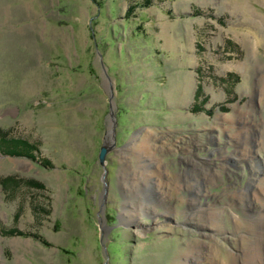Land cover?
I'll return each instance as SVG.
<instances>
[{
	"label": "rangeland",
	"instance_id": "374dc122",
	"mask_svg": "<svg viewBox=\"0 0 264 264\" xmlns=\"http://www.w3.org/2000/svg\"><path fill=\"white\" fill-rule=\"evenodd\" d=\"M263 233L264 0H0V264H256Z\"/></svg>",
	"mask_w": 264,
	"mask_h": 264
},
{
	"label": "bare ground",
	"instance_id": "6f19581e",
	"mask_svg": "<svg viewBox=\"0 0 264 264\" xmlns=\"http://www.w3.org/2000/svg\"><path fill=\"white\" fill-rule=\"evenodd\" d=\"M14 7H16L17 9L15 10V8ZM12 9L8 6V5H6V6H3V11H4V13L6 14V16H7V18L9 17H11L12 15H15V14H17L18 12H19V10H20V8L18 7V5H16V6H14ZM21 33V31H20V29L19 30H17V34L19 35ZM13 35V34H12ZM17 35V36H18ZM17 36H15V37H17ZM19 37L20 36H18L17 37V39H19ZM20 42V41H19ZM247 190V189H246ZM237 196V195H236ZM247 197L248 196V193H247V195L245 194V193H243V194H239V197L240 198H242V197ZM240 219V218H239ZM262 220H263V218H262ZM258 231V230H257ZM260 232V231H259ZM259 235H261V234H259ZM262 235H264V233L262 234ZM264 238V237H263ZM259 240V242H258V248L256 249L257 251H255V252H253L252 254H248L247 255V259L246 260H248V262L249 261H251V263H256V264H264V252H262L263 250H262V248H263V246H262V244H264V243H262L263 242V240H260V239H258ZM257 242V241H256ZM257 244V243H256ZM254 245V244H253ZM257 247V246H256ZM257 253H260V254H257ZM257 260V261H256ZM246 262V261H245Z\"/></svg>",
	"mask_w": 264,
	"mask_h": 264
},
{
	"label": "trees",
	"instance_id": "16d2710c",
	"mask_svg": "<svg viewBox=\"0 0 264 264\" xmlns=\"http://www.w3.org/2000/svg\"><path fill=\"white\" fill-rule=\"evenodd\" d=\"M17 145H19V142L17 143ZM6 147H8V148H13V149H16V146L14 145L13 147H11V145L10 146H8V144L6 145ZM21 147V150L19 151V152H21V154H23V155H25L26 157H29V158H31V159H33L34 158V154H33V151H34V149H35V147L34 146H30V145H28V144H25L24 146H20ZM26 150H25V149ZM24 149V150H23ZM10 153H14V151H9ZM16 154V153H15ZM11 232V231H10Z\"/></svg>",
	"mask_w": 264,
	"mask_h": 264
},
{
	"label": "water",
	"instance_id": "95a60500",
	"mask_svg": "<svg viewBox=\"0 0 264 264\" xmlns=\"http://www.w3.org/2000/svg\"><path fill=\"white\" fill-rule=\"evenodd\" d=\"M105 154H106V147L103 146L100 150V153H99V159L101 162L104 160Z\"/></svg>",
	"mask_w": 264,
	"mask_h": 264
}]
</instances>
